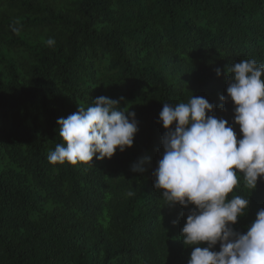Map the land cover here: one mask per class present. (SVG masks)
Masks as SVG:
<instances>
[{
  "label": "trees",
  "instance_id": "16d2710c",
  "mask_svg": "<svg viewBox=\"0 0 264 264\" xmlns=\"http://www.w3.org/2000/svg\"><path fill=\"white\" fill-rule=\"evenodd\" d=\"M252 59L264 64V0H0V264H187L194 206L169 207L154 188L159 113L203 97L239 139L220 96L231 66ZM101 96L135 113L132 147L51 164L57 120ZM232 195L249 199L232 226L245 233L264 180L251 190L241 175Z\"/></svg>",
  "mask_w": 264,
  "mask_h": 264
},
{
  "label": "clouds",
  "instance_id": "9594fccd",
  "mask_svg": "<svg viewBox=\"0 0 264 264\" xmlns=\"http://www.w3.org/2000/svg\"><path fill=\"white\" fill-rule=\"evenodd\" d=\"M47 44L52 46L54 40ZM230 71L227 95L220 100L233 104L239 139L228 121L210 115L214 105L203 97L192 94L188 102L164 103L159 113L165 132L163 155L153 172L154 188L162 192L169 207L194 206L181 229L183 244L193 249L187 264H264V209L240 233L232 226L246 215L249 199L229 198L239 187L241 175L251 190L258 179L264 180V64L241 60ZM216 74L220 76L221 70ZM119 103L101 96L86 109L79 107L67 118H59L62 143L49 152L48 161L89 164L94 156L110 159L117 149L123 152L132 147L138 131L135 113L126 114ZM132 171L143 169L133 166ZM202 243L207 246H199Z\"/></svg>",
  "mask_w": 264,
  "mask_h": 264
}]
</instances>
